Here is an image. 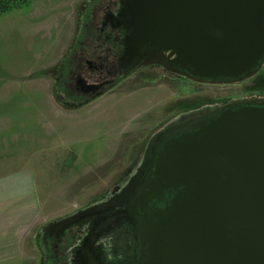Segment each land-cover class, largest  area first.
Masks as SVG:
<instances>
[{
	"label": "rangeland",
	"instance_id": "obj_1",
	"mask_svg": "<svg viewBox=\"0 0 264 264\" xmlns=\"http://www.w3.org/2000/svg\"><path fill=\"white\" fill-rule=\"evenodd\" d=\"M108 2L24 0L0 17V219H11L12 235L20 227L27 264L41 263V229L118 191L162 127L206 107L264 98V64L233 83L146 65L81 105L66 83L86 66L82 50L100 35Z\"/></svg>",
	"mask_w": 264,
	"mask_h": 264
},
{
	"label": "water",
	"instance_id": "obj_2",
	"mask_svg": "<svg viewBox=\"0 0 264 264\" xmlns=\"http://www.w3.org/2000/svg\"><path fill=\"white\" fill-rule=\"evenodd\" d=\"M121 5L126 55L148 52L145 66L200 83L241 82L263 67L264 0ZM163 132L149 143L145 161L155 158L134 199L138 177L85 213L107 205L144 213L150 264H264V98L192 112ZM164 192L170 204L150 216V196Z\"/></svg>",
	"mask_w": 264,
	"mask_h": 264
},
{
	"label": "flooded vegetation",
	"instance_id": "obj_3",
	"mask_svg": "<svg viewBox=\"0 0 264 264\" xmlns=\"http://www.w3.org/2000/svg\"><path fill=\"white\" fill-rule=\"evenodd\" d=\"M123 1L125 0H109L107 6L102 8L104 15L100 27L96 25V30L100 34L95 39L97 43L89 39L85 46L86 49H83L81 53L80 63L85 62L86 68L84 67L82 73L77 74L74 85L71 82L66 83L69 85L66 86L67 90L72 91V86L75 87L84 101L89 99V96L99 95L120 81L126 80L135 70L145 66L144 61L149 57L148 52H142L136 56L126 55L123 46L126 31L122 25V19L119 18ZM204 83L224 82L209 80ZM181 118L162 127L150 137L141 165L118 191L104 201L52 221L41 229L38 237L41 243L39 246L42 248L41 251L39 250L40 264H150L154 245L149 241L142 227L144 213L140 216L130 213L127 205L111 207L107 205V208L90 214L85 212L110 203L121 194L132 179L138 177L139 185L130 197L132 201L141 185L144 184L145 176H148L150 172V160L155 158L153 155L149 158L150 160L145 161L150 141L168 127L179 122ZM162 135L165 133L163 132ZM155 145L159 148L156 143ZM154 149L155 147L152 149V154L156 153ZM145 166V175H140ZM145 192L148 193V191ZM172 198L173 195L167 192L161 196H150V208L147 213L150 216L154 215L158 210L169 205Z\"/></svg>",
	"mask_w": 264,
	"mask_h": 264
},
{
	"label": "crops",
	"instance_id": "obj_4",
	"mask_svg": "<svg viewBox=\"0 0 264 264\" xmlns=\"http://www.w3.org/2000/svg\"><path fill=\"white\" fill-rule=\"evenodd\" d=\"M38 53H40L41 47H37L35 49ZM1 191V190H0ZM3 191V190H2ZM11 219H0V264H27L24 262L22 258L21 242L16 239V235L20 232V227L18 226L15 229V233L12 235L9 224ZM23 220V219H21ZM11 234V235H10ZM19 245V246H18ZM15 257V259H19L22 261L16 262H6V259Z\"/></svg>",
	"mask_w": 264,
	"mask_h": 264
},
{
	"label": "trees",
	"instance_id": "obj_5",
	"mask_svg": "<svg viewBox=\"0 0 264 264\" xmlns=\"http://www.w3.org/2000/svg\"><path fill=\"white\" fill-rule=\"evenodd\" d=\"M23 3H24V0H0V17L3 16L4 14L14 10V9L20 8L23 5ZM63 100H64L63 98L60 99V101L63 104H65L66 102H64ZM85 103H86V101H84L83 103H80V104L85 105ZM66 104H68V103H66Z\"/></svg>",
	"mask_w": 264,
	"mask_h": 264
}]
</instances>
